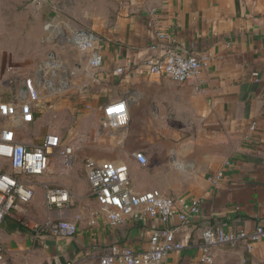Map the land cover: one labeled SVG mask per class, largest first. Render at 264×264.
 <instances>
[{
	"label": "crops",
	"instance_id": "0c3cea01",
	"mask_svg": "<svg viewBox=\"0 0 264 264\" xmlns=\"http://www.w3.org/2000/svg\"><path fill=\"white\" fill-rule=\"evenodd\" d=\"M152 8L156 13L149 15ZM93 27L86 30L95 39L87 50L76 41L85 29L69 35L51 29L46 37L57 44L45 47L38 43L45 41L39 30L32 54L11 44L8 32L0 36V103L18 100L28 79L40 96L34 121L17 128L16 139L31 146L53 133L73 149L67 165L58 151L45 174L28 178L35 189L28 215L78 226L73 236L37 238L28 227L0 225L6 264H100L112 245L148 248L160 221L110 224L90 192L89 160L128 164L135 191L156 188L203 201L201 214L177 233L185 248L163 264H197L206 228L250 232L264 223V0H115L112 13ZM158 31L169 38L161 40ZM154 44L162 47L153 50ZM165 50L202 58L199 75L178 83L148 73L144 60ZM93 51L103 58L98 68L90 64ZM32 57L30 73L31 60L22 61ZM48 60L51 69L43 67ZM118 101L126 103L127 113L104 128V107ZM138 151L148 156V165L134 157ZM0 167L9 168L2 161ZM218 172L223 176L213 182ZM45 185L69 187V207L47 208ZM170 226H180L177 216ZM212 253V264H264V240L252 249L239 243Z\"/></svg>",
	"mask_w": 264,
	"mask_h": 264
},
{
	"label": "built area",
	"instance_id": "2783aa9c",
	"mask_svg": "<svg viewBox=\"0 0 264 264\" xmlns=\"http://www.w3.org/2000/svg\"><path fill=\"white\" fill-rule=\"evenodd\" d=\"M155 13L154 8L148 12L149 15ZM157 36L161 40L169 38L168 34L160 31L157 32ZM94 40V36L86 30L76 36L77 43L85 50L94 47ZM160 47L162 46L158 44L151 46L153 50ZM102 63V56L93 51L90 57L91 66L98 68ZM202 64L203 59L200 57L181 55L172 50H165L161 54L146 58L143 62L148 73L168 76L178 83L196 78ZM119 71H124V68H119ZM257 74L254 73L255 76ZM26 85L29 100L22 101L19 98L0 103V161L9 167L8 169L0 167V225L6 218H11L30 228L37 238L47 234L73 236L78 230L77 222L68 219L40 222L31 220L28 215V205L35 196L34 183L28 178L45 174L51 156L58 151L67 162H71L73 149L71 146H63L60 136L53 133L46 134L39 144L31 146L16 139L17 128L34 121L33 110L40 97L38 87L32 79H28ZM126 113L127 107L123 101L107 104L104 107L102 126L112 128L116 125L117 118ZM134 157L144 166L150 162L142 151L135 152ZM85 168L90 192L102 206L110 224L121 225L128 219L143 218L160 221V227L151 230L147 249L140 251L129 246L112 245L100 257V264H163L170 253L185 248V242L177 237V233L201 214L203 205L201 199L175 197L156 188L144 192L135 191L126 163L113 161L98 163L89 160ZM222 176L223 172H218L213 177V182H217ZM71 202L72 192L69 187L45 185L47 208L65 209ZM175 216L180 220L178 228L170 226ZM201 239V253L197 264H212L214 247L242 243L248 249H252L256 242L264 240V223L250 232L209 227L203 231ZM4 251L5 247L0 242V264H6Z\"/></svg>",
	"mask_w": 264,
	"mask_h": 264
},
{
	"label": "rangeland",
	"instance_id": "374dc122",
	"mask_svg": "<svg viewBox=\"0 0 264 264\" xmlns=\"http://www.w3.org/2000/svg\"><path fill=\"white\" fill-rule=\"evenodd\" d=\"M114 5L115 0H0V36L6 34L3 31L8 32L11 44H17L18 49L24 47L28 54H32L39 30L45 37V41L38 42L39 45L52 46L55 42L51 43V39L46 37L51 29L58 28L60 32L66 31L68 35L74 29L91 31L100 16L112 13ZM6 21L10 27H6ZM61 35L64 36V32ZM48 58L51 59L49 54ZM29 60L31 61L27 64V71L31 73L35 65L33 57L22 63ZM17 86L18 83L13 88ZM57 97L60 98V95ZM64 159L63 156V163L67 165ZM53 161L54 158H50L49 166Z\"/></svg>",
	"mask_w": 264,
	"mask_h": 264
},
{
	"label": "water",
	"instance_id": "95a60500",
	"mask_svg": "<svg viewBox=\"0 0 264 264\" xmlns=\"http://www.w3.org/2000/svg\"><path fill=\"white\" fill-rule=\"evenodd\" d=\"M52 15V14H51ZM50 56H54V54H50ZM52 62L50 60L43 63V67L45 69H51L52 68ZM28 93V88L26 83L22 84L19 90V98L24 101Z\"/></svg>",
	"mask_w": 264,
	"mask_h": 264
},
{
	"label": "trees",
	"instance_id": "16d2710c",
	"mask_svg": "<svg viewBox=\"0 0 264 264\" xmlns=\"http://www.w3.org/2000/svg\"><path fill=\"white\" fill-rule=\"evenodd\" d=\"M6 223L9 225V227L11 228H18L20 230H25L27 226H25L24 224H21L19 222H16L15 220L11 219V218H6L3 221V224Z\"/></svg>",
	"mask_w": 264,
	"mask_h": 264
},
{
	"label": "bare ground",
	"instance_id": "6f19581e",
	"mask_svg": "<svg viewBox=\"0 0 264 264\" xmlns=\"http://www.w3.org/2000/svg\"><path fill=\"white\" fill-rule=\"evenodd\" d=\"M64 84H65V82H64Z\"/></svg>",
	"mask_w": 264,
	"mask_h": 264
}]
</instances>
